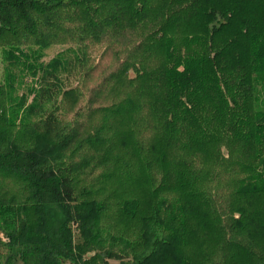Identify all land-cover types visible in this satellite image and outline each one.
Masks as SVG:
<instances>
[{"label": "trees", "instance_id": "16d2710c", "mask_svg": "<svg viewBox=\"0 0 264 264\" xmlns=\"http://www.w3.org/2000/svg\"><path fill=\"white\" fill-rule=\"evenodd\" d=\"M0 43L109 60L0 86V264H264V0H0Z\"/></svg>", "mask_w": 264, "mask_h": 264}, {"label": "rangeland", "instance_id": "374dc122", "mask_svg": "<svg viewBox=\"0 0 264 264\" xmlns=\"http://www.w3.org/2000/svg\"><path fill=\"white\" fill-rule=\"evenodd\" d=\"M90 45V44H89ZM88 45V46H89ZM104 45H91L87 48L86 54L82 55L79 53L78 49L82 46L79 44H70V43H55V44H48V46L44 47L43 49H38L37 45L34 44H20V45H11L7 43H0V86L4 85L6 89H9V87H12L10 90L9 95H5V103L6 104H16L20 103L23 99H26V104L31 103L33 100V94L35 88L38 86V78L41 75L42 67L46 65H50L55 58L58 57L60 54H64L67 51V48H74L75 51H77L79 58H81V61L78 62L76 58L74 57V54L72 52H67L65 54V57L68 59L71 58V65L70 68L67 71H62L59 73V76L63 82L64 88L68 87H74L76 85L80 86L81 90V97L78 102L77 107H82L87 102V93L89 87L93 85V83L96 82V79H90L88 80L86 77V72L89 69H96L97 71L106 66L107 62L109 60H106V55L104 54ZM19 51H22L24 55H28L29 58L27 59V62H24L25 58H21L18 56V60L23 61L24 63H15L11 64L10 60H7L5 55L7 53H17L19 54ZM34 52L41 53L40 57L34 64L36 65L37 73L35 72H29L28 69H25L27 64H31L34 61ZM36 59V58H35ZM82 60H85V63L82 62ZM25 67V68H24ZM132 73V72H130ZM10 75V77H8ZM261 102L263 101V108H264V93L260 94ZM74 113L66 114V119L73 118ZM75 236H77V233L75 231ZM0 239L1 241L5 242L7 241L6 235L3 233H0ZM109 262L119 264V261L110 259ZM65 264H70L66 262Z\"/></svg>", "mask_w": 264, "mask_h": 264}]
</instances>
